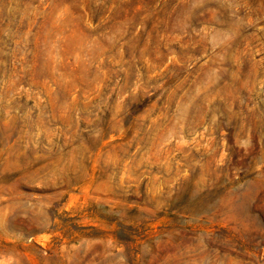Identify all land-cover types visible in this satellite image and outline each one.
<instances>
[{
  "label": "rangeland",
  "instance_id": "obj_1",
  "mask_svg": "<svg viewBox=\"0 0 264 264\" xmlns=\"http://www.w3.org/2000/svg\"><path fill=\"white\" fill-rule=\"evenodd\" d=\"M0 264H264V0H0Z\"/></svg>",
  "mask_w": 264,
  "mask_h": 264
}]
</instances>
